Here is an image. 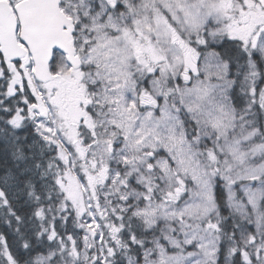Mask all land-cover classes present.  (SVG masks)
<instances>
[{
  "label": "snow or ice",
  "instance_id": "obj_1",
  "mask_svg": "<svg viewBox=\"0 0 264 264\" xmlns=\"http://www.w3.org/2000/svg\"><path fill=\"white\" fill-rule=\"evenodd\" d=\"M0 81V264H264V0H0Z\"/></svg>",
  "mask_w": 264,
  "mask_h": 264
},
{
  "label": "trees",
  "instance_id": "obj_2",
  "mask_svg": "<svg viewBox=\"0 0 264 264\" xmlns=\"http://www.w3.org/2000/svg\"><path fill=\"white\" fill-rule=\"evenodd\" d=\"M0 84H2V81H0ZM4 91L3 88H0V92ZM0 100H4L5 103L3 105L4 108H10V107H15V106H19V107H23V103L20 102L19 104L16 103L15 100H11V98H5L3 96H0ZM9 117H7L5 115V113L0 110V129H2L4 127L3 121L8 119ZM16 135L20 136L21 138H24L26 136H35L34 133V129L32 128H28L26 130H22V129H17L16 130ZM6 141L4 140L3 137H0V161H3V159L5 158V153H6ZM7 158L9 160H11V151L10 149L7 150ZM14 209L15 208H21V211H23L24 209L22 208L20 203H17L15 199L12 200ZM17 226L15 225V223H13L11 226H9V223L7 222V217L5 216V212L3 208H0V234L4 235L7 242L9 243V245L15 249L17 243H21V241H19V238L16 235L15 232V228Z\"/></svg>",
  "mask_w": 264,
  "mask_h": 264
}]
</instances>
